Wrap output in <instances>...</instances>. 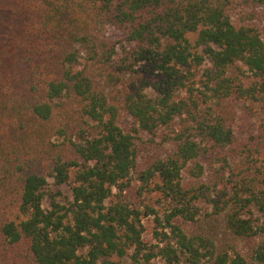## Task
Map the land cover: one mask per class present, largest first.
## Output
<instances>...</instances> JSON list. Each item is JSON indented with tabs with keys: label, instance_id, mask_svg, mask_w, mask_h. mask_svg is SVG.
Instances as JSON below:
<instances>
[{
	"label": "trees",
	"instance_id": "trees-1",
	"mask_svg": "<svg viewBox=\"0 0 264 264\" xmlns=\"http://www.w3.org/2000/svg\"><path fill=\"white\" fill-rule=\"evenodd\" d=\"M126 262L264 264V0H0V264Z\"/></svg>",
	"mask_w": 264,
	"mask_h": 264
},
{
	"label": "rangeland",
	"instance_id": "rangeland-1",
	"mask_svg": "<svg viewBox=\"0 0 264 264\" xmlns=\"http://www.w3.org/2000/svg\"><path fill=\"white\" fill-rule=\"evenodd\" d=\"M238 106H240V107L237 109V112H238V114H241V113L243 112V110H242V105L239 104ZM255 107H256V106H255ZM255 107L253 108L254 110L256 109ZM252 114H253V113H252ZM253 116H254V114H253ZM144 139H145V138H144ZM141 149H142V147H141ZM147 151H148V150H147L146 147H145V150L142 151V154L144 155ZM148 152H149V151H148ZM63 190L66 191L65 189H63ZM145 226H146L145 239H146V240H149V239L151 238V232H152V229H153V223H152V220H151V219L148 220V221L146 222ZM126 264H127V262H126Z\"/></svg>",
	"mask_w": 264,
	"mask_h": 264
}]
</instances>
